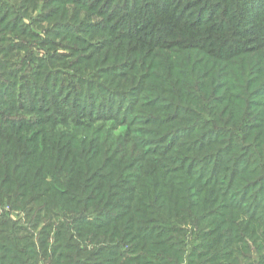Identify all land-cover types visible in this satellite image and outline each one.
<instances>
[{"label":"trees","instance_id":"obj_1","mask_svg":"<svg viewBox=\"0 0 264 264\" xmlns=\"http://www.w3.org/2000/svg\"><path fill=\"white\" fill-rule=\"evenodd\" d=\"M167 1L174 5L153 12L128 2L112 11L122 19V38L155 41L162 50L168 37L181 47L166 58L171 74L150 77L178 86L174 101L154 102V94L163 93L158 88H141L129 99L130 91L115 84L114 99L99 100L102 113L65 98L59 88L43 95L29 89L23 100L6 91V75H0V206L59 217V228L77 230L79 240L60 248L75 254L51 253L46 261V249L22 244L26 238L11 230L14 236L0 235V264H264V135L250 140L256 130L264 133V38L248 46L260 27L251 31L254 24L243 22L256 1L226 0L220 12L188 22L178 0ZM110 4L99 0L95 8L106 15ZM259 11L264 24V7ZM215 50L241 57L236 71L204 76L201 58L188 53L215 57ZM207 80H221L225 88ZM137 115L151 132L131 129ZM120 121L125 130L117 134L93 124ZM93 245L98 249L76 258Z\"/></svg>","mask_w":264,"mask_h":264},{"label":"rangeland","instance_id":"obj_2","mask_svg":"<svg viewBox=\"0 0 264 264\" xmlns=\"http://www.w3.org/2000/svg\"><path fill=\"white\" fill-rule=\"evenodd\" d=\"M87 1L89 0H81V3H74L73 0H0V14H2L0 25L8 20L7 16L11 20L4 28L0 27V75H6L4 79L6 80V91L19 97L22 96L24 100L23 96L29 89L37 88L39 95H43L49 88L50 90L59 88L57 90L62 92L65 98L72 100L74 97V101L81 99L82 103L90 104L95 110H101L102 113H105L106 108L100 107L99 100L108 97L114 99L115 84H120L130 91L129 99H132L135 94L132 92H140L141 88L149 90L158 88L163 90V93L154 94L157 96L154 102L163 103L166 101L169 103L168 100L174 101L171 94L178 86H160L154 84V80H150V77L157 73L171 74L166 58L171 55V52H176L181 47L176 46L177 42L168 37L161 40V44H164L162 50L155 47L157 43L155 41L149 43L143 38L141 41L132 39V37L130 39L122 38V33L119 31L122 19L120 16L116 17L112 11L115 6L123 7L127 2L131 6H134L135 3L137 6H143L144 8H141L140 11L148 9L149 12L156 11L163 6L172 7L174 4L167 0H103V2L112 4H110L111 9L106 12V15H103L104 10L97 11L98 7L95 8L99 0L90 4ZM122 1L123 3H121ZM210 1L213 3L207 7ZM255 1L254 10L244 15L246 21L243 22L247 26L254 24L251 31L256 30L258 26L261 29L259 28L256 32L257 36L254 37L256 39L247 41L248 46H256L255 44L259 41L255 40H259V37L264 38V24L260 23L263 19L259 18V10L264 7H261L264 0ZM224 2L226 0H178L177 6L182 8V14H187L188 18L185 20L188 22L189 20L193 21L192 18L198 14L201 15L205 12L206 16L211 9L220 12L218 10L224 6ZM195 5L196 7H194ZM217 14L222 17L226 15L224 12ZM161 16L160 13L157 17L161 18ZM211 18L210 16L207 21ZM223 22V20L220 21V23ZM141 47L143 51L139 53L138 49ZM214 52L217 55L215 57L202 51L188 53L201 58L198 62H203L200 72H204V76H212V72L216 70H222L224 73L227 70L233 71V66L236 71V65L240 62L241 57H235L234 53L221 55L217 50ZM77 57L80 59L70 63ZM206 63L209 66L213 65L210 71L205 67ZM173 72L175 73V71ZM152 82L153 84H150ZM206 82H211V86L217 85L218 89L223 86L225 88L221 80H207ZM260 100L264 101V97ZM20 102L22 100L17 98L16 103ZM94 104L95 106H93ZM190 108L195 110L193 105ZM22 113L23 111H17L15 114L22 117L24 114ZM131 118L133 121L130 123V127L133 126L131 129L135 132L138 130L137 128L151 132L150 128L143 125L142 122H138L142 118L140 115ZM186 118L184 117L183 120ZM91 122H93L92 119L87 124ZM135 122L137 125L134 126ZM93 124L95 128L105 125V127L118 130L115 134L125 130L120 127L121 121L94 122ZM225 129H227L226 126L223 127V130ZM262 135H264L262 131L256 130L252 133L250 140L255 138V141H258ZM134 136H137V133ZM248 143L250 141H243V144ZM247 151L248 147H246L245 154ZM220 190L224 189L221 187ZM227 191L228 189L224 195ZM251 209L252 207H249L246 212ZM261 213L264 216V211ZM250 216L254 217V213ZM241 219L248 223L247 216H242ZM2 222H6V225H1ZM60 224H62L61 218L46 216L33 209L23 213L10 211L8 206L5 209L0 206V231H5L0 235L5 233L8 237L14 236L11 230H15L17 236L26 238L22 244L31 243L29 245L35 249L41 246L44 251L46 249L43 254L46 261L49 260L51 253L57 255L58 252H61L63 256L75 254L74 249L60 248L66 241L69 244L79 242L75 236L77 230H68L67 227L62 230L59 228ZM251 224L256 225L257 223L251 220ZM63 232H65L64 236ZM57 234H60L59 237L64 241H57ZM83 247L84 245H81V248ZM97 249V245L89 246L85 253H81L76 258H86ZM40 253L42 254V252ZM92 259L100 260L99 257L93 258V256ZM38 264L44 263L39 261Z\"/></svg>","mask_w":264,"mask_h":264}]
</instances>
